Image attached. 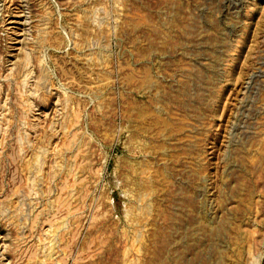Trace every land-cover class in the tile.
<instances>
[{
	"label": "rangeland",
	"instance_id": "rangeland-1",
	"mask_svg": "<svg viewBox=\"0 0 264 264\" xmlns=\"http://www.w3.org/2000/svg\"><path fill=\"white\" fill-rule=\"evenodd\" d=\"M0 264H264V0H0Z\"/></svg>",
	"mask_w": 264,
	"mask_h": 264
},
{
	"label": "bare ground",
	"instance_id": "bare-ground-1",
	"mask_svg": "<svg viewBox=\"0 0 264 264\" xmlns=\"http://www.w3.org/2000/svg\"><path fill=\"white\" fill-rule=\"evenodd\" d=\"M21 94V93H20Z\"/></svg>",
	"mask_w": 264,
	"mask_h": 264
}]
</instances>
